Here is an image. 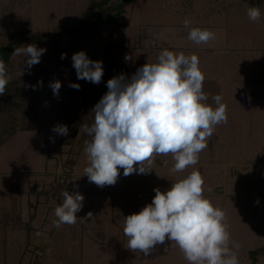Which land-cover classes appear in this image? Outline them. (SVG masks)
I'll list each match as a JSON object with an SVG mask.
<instances>
[{"label":"rangeland","instance_id":"obj_1","mask_svg":"<svg viewBox=\"0 0 264 264\" xmlns=\"http://www.w3.org/2000/svg\"><path fill=\"white\" fill-rule=\"evenodd\" d=\"M99 1L0 0V46L14 42L18 48L35 44L46 49L40 62L30 69L24 65L23 55L14 54L5 62L9 83L13 85L7 100H0V166L23 170L28 179L24 184L41 188L55 203L63 202L52 194L59 172L75 176L70 193L78 191L80 182H85L90 193L76 215L88 222H109L106 242L125 252L123 256L84 258L87 264H189L179 247L167 239L147 256L129 250L123 228L126 216L151 203L155 188L166 191L172 183L198 170L204 180L203 195L226 213L231 241L239 245L238 249L233 248L239 264H264V87L256 78H264L261 52H256L260 60L255 58L252 65L246 62V52L235 57L228 44H241L244 40L219 43L215 28V39L207 44L188 39L186 19L192 27L212 31L213 0H130L120 16L122 25L91 26L80 36L58 33L75 27L89 6ZM238 19L234 17V24ZM236 27L228 30V37L242 34ZM46 31L53 35L40 43L28 39ZM164 49L198 57L205 77L203 91L209 94V103L212 95L222 96V103L227 106V123L215 126L198 163L183 172L170 171L175 163L171 154L159 155L153 171L147 174L137 172L125 177L120 169L114 185L100 187L89 182L84 175L88 165L85 141L91 138L81 130L82 125L92 124V109L107 92L110 78L120 74L130 78L145 63L156 62ZM79 51L93 61H102L104 74L99 84L77 78L72 56ZM62 53L66 54L65 59H61ZM126 55L131 58L127 62ZM57 80L61 88L54 95L50 83ZM38 81H42V86ZM70 84H79V90ZM57 125L69 129L66 136L58 134L59 143L54 140L57 133L52 131ZM23 127L33 129L22 130ZM15 128L18 132L10 138ZM44 128L48 138L37 131ZM89 212L91 218H87ZM116 225L121 229H116ZM253 251L257 253L253 255ZM3 259L0 251V264ZM42 260L41 255L34 256L27 264H41ZM78 261L80 264L79 256L68 257L64 264Z\"/></svg>","mask_w":264,"mask_h":264},{"label":"clouds","instance_id":"obj_2","mask_svg":"<svg viewBox=\"0 0 264 264\" xmlns=\"http://www.w3.org/2000/svg\"><path fill=\"white\" fill-rule=\"evenodd\" d=\"M247 15L258 21L262 13L259 7L249 6ZM184 26L189 29L188 39L195 44L215 39L214 32L192 27L187 19ZM45 51L29 44L13 53L23 55L24 65L30 69L40 62ZM65 58L62 53L61 59ZM130 59L125 56L126 62ZM72 66L78 79L101 82L102 61L89 59L84 51L73 54ZM204 81L195 54H177L168 49L161 51L156 62L138 68L130 78L124 74L110 78L107 92L92 109V124L82 125L81 129L91 138L85 141L88 165L84 175L89 182L100 187L114 185L120 169L125 177L137 172L147 174L153 171L159 155L171 154L175 161L172 172L195 166L199 154L208 147L215 126L228 120L222 96L212 95L209 103V94L203 91ZM8 83L6 64L0 60V95ZM38 83L42 86V81ZM50 87L58 95L61 82H51ZM70 87L79 90L80 85ZM52 131L66 136L69 129L57 125ZM203 185L201 173L194 170L166 191L155 188L151 203L125 217L123 232L128 238V249L147 256L167 239L179 247L189 264H239L237 252L233 251L239 245L231 241L226 213L203 195ZM62 196V204L55 208L56 224L74 225L84 196L67 190ZM91 216V212L87 213V218Z\"/></svg>","mask_w":264,"mask_h":264},{"label":"crops","instance_id":"obj_3","mask_svg":"<svg viewBox=\"0 0 264 264\" xmlns=\"http://www.w3.org/2000/svg\"><path fill=\"white\" fill-rule=\"evenodd\" d=\"M249 6L260 8L262 13L260 20L249 19L247 15ZM213 8L212 32L215 28L219 43L223 41L229 43L231 39L234 41L237 38L238 42L244 40V44H228L232 48L231 54L237 57L240 52H246L244 53L246 62L250 61L252 65L254 59L259 57L255 55L256 52L260 51L264 66V0H213ZM236 16L239 19L234 24L233 19ZM229 19L231 26L228 25ZM236 26L242 34L239 37L237 34L233 35V38L228 37V30L233 31L237 29ZM221 27L225 30L220 29ZM255 43L259 45H253ZM213 50L212 54L215 52L214 48ZM241 57L240 63L244 60L243 55ZM235 65L237 67V64ZM260 76L256 78L260 79L264 87V78ZM45 130L44 128L37 131L43 132L40 134L43 138H48ZM59 139L58 134L54 136L56 143H59ZM23 174V170H7L0 166V251L4 258L1 264H27L31 257L40 255L43 257L41 264H64L66 258L78 256L81 258L80 264H87L84 258L124 255L125 252L121 248H114L108 241L106 242V237L110 233L109 222L106 220L88 222L77 215L78 219L74 225L61 224L58 227L55 208L62 204V201L55 203L41 188L24 184L28 179ZM84 185L85 182L82 184L80 182L78 191L86 199L90 192ZM120 227L117 226L116 229H121Z\"/></svg>","mask_w":264,"mask_h":264},{"label":"trees","instance_id":"obj_4","mask_svg":"<svg viewBox=\"0 0 264 264\" xmlns=\"http://www.w3.org/2000/svg\"><path fill=\"white\" fill-rule=\"evenodd\" d=\"M130 0H100L99 2L92 3L89 8L82 14V17L79 23L72 28L66 27L62 30H59V34L65 33H73L78 36L86 32L91 26H99L104 24H116L122 25L120 21V16L125 12V7ZM96 11V12H95ZM53 35L52 32H40L38 34H33L28 37V39L32 40L34 43H40L44 39L50 38ZM19 45L10 42L5 46H0V60L4 62H9L14 55V50L18 48ZM11 83L7 84L5 93L0 95V100H7V98L11 94L12 90ZM22 130H29L33 128L23 127ZM17 129H13L9 136L10 138L17 133ZM63 139V138H62ZM9 140V139H8ZM63 141V140H62ZM64 144H69L66 140L63 141ZM264 251V250H263ZM253 255L257 253V251L252 252Z\"/></svg>","mask_w":264,"mask_h":264},{"label":"built area","instance_id":"obj_5","mask_svg":"<svg viewBox=\"0 0 264 264\" xmlns=\"http://www.w3.org/2000/svg\"><path fill=\"white\" fill-rule=\"evenodd\" d=\"M76 180L75 176H66L64 173L59 172L56 179L54 180L53 195L63 200L62 193L67 190L68 192L72 189V184Z\"/></svg>","mask_w":264,"mask_h":264}]
</instances>
